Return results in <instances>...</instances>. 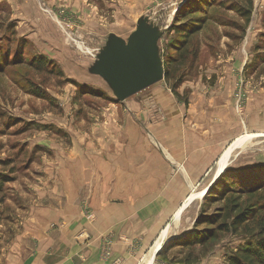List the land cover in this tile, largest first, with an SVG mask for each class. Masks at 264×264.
I'll return each instance as SVG.
<instances>
[{"label":"rangeland","instance_id":"1","mask_svg":"<svg viewBox=\"0 0 264 264\" xmlns=\"http://www.w3.org/2000/svg\"><path fill=\"white\" fill-rule=\"evenodd\" d=\"M185 1L0 0V226L11 227L0 234L5 243L13 242L20 222L34 214V207H54L52 199L39 192L43 175L55 172L54 163L69 158L75 149L84 151L90 142L97 143L93 131L108 124L110 109L127 108L109 82L92 72L111 35L127 39L145 20L160 31L164 61L173 53L167 48L176 36L172 23ZM248 1L235 0L231 10L223 0L222 6L217 3L208 10L209 20L193 40L199 46L197 61L177 68L185 74L179 95L171 89L175 80L165 79L135 94L143 97L145 107L173 102L187 106L192 91L212 90L227 75L223 61H238L232 68L238 78L233 97L243 130L225 142L217 169L192 193L172 224L156 242L142 247L139 264H223L233 249L249 240L227 232L205 245L181 244L198 219V228H204V219L218 215L225 203L215 199L228 187L264 184V65L252 69L254 46L264 31V0H252L251 19L242 31L245 19L235 9ZM45 58L46 67L33 65ZM122 111L120 120L125 122ZM82 202L89 214L84 198Z\"/></svg>","mask_w":264,"mask_h":264},{"label":"crops","instance_id":"2","mask_svg":"<svg viewBox=\"0 0 264 264\" xmlns=\"http://www.w3.org/2000/svg\"><path fill=\"white\" fill-rule=\"evenodd\" d=\"M237 63L223 61L227 75L212 90L192 91L187 106L145 107L134 94L124 111L110 109L108 124L93 131L97 143L43 175L39 192L54 207H34L12 243L0 238V264H139L142 247L172 224L217 169L225 142L243 130Z\"/></svg>","mask_w":264,"mask_h":264},{"label":"trees","instance_id":"3","mask_svg":"<svg viewBox=\"0 0 264 264\" xmlns=\"http://www.w3.org/2000/svg\"><path fill=\"white\" fill-rule=\"evenodd\" d=\"M248 2L247 5L235 9L245 19L242 31L245 30V25L250 22L252 15L253 2L252 0ZM217 3L222 6L223 0H186L177 11L171 28L176 36L167 45V48L171 49L173 53L168 52L163 61L164 79L169 83L175 80L171 89L176 95H179L177 90L185 77V74L179 73L177 68L183 64L197 61L199 46L193 45V40L209 20L208 10ZM234 5H236L235 0H227L225 7L234 10ZM259 38L254 46L256 56L253 61V70L264 65V31L259 34ZM48 61L45 58L39 63L34 62L33 65L44 68ZM33 92L40 97L44 96L38 89H33ZM262 190H264V184L256 187L231 185L215 199V201H224L225 203L219 209L218 215L202 221V223L208 224V227L198 228V219L194 231L184 235L181 244L205 245L210 239L218 237L221 233L242 234L249 240L233 249L226 256L223 264H264V195L259 194ZM244 196L247 197L243 199ZM254 198H256L255 201H253ZM163 250L159 254H163Z\"/></svg>","mask_w":264,"mask_h":264},{"label":"water","instance_id":"4","mask_svg":"<svg viewBox=\"0 0 264 264\" xmlns=\"http://www.w3.org/2000/svg\"><path fill=\"white\" fill-rule=\"evenodd\" d=\"M159 39L160 31L145 20L138 23L127 39L112 34L92 72L105 78L117 98L124 101L164 79ZM165 242L164 239L162 245Z\"/></svg>","mask_w":264,"mask_h":264},{"label":"bare ground","instance_id":"5","mask_svg":"<svg viewBox=\"0 0 264 264\" xmlns=\"http://www.w3.org/2000/svg\"><path fill=\"white\" fill-rule=\"evenodd\" d=\"M68 33V32H67ZM81 45V44H80ZM82 46V45H81ZM70 168V167H69ZM81 173V172H80ZM163 243V242H162ZM158 245H160V244H158Z\"/></svg>","mask_w":264,"mask_h":264}]
</instances>
